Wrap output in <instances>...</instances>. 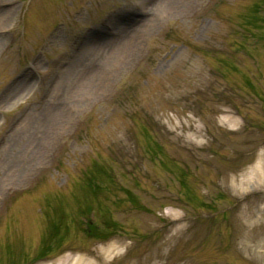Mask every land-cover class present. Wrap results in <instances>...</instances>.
<instances>
[{
  "label": "rangeland",
  "instance_id": "obj_1",
  "mask_svg": "<svg viewBox=\"0 0 264 264\" xmlns=\"http://www.w3.org/2000/svg\"><path fill=\"white\" fill-rule=\"evenodd\" d=\"M173 1L0 0V264H264V0Z\"/></svg>",
  "mask_w": 264,
  "mask_h": 264
},
{
  "label": "bare ground",
  "instance_id": "obj_2",
  "mask_svg": "<svg viewBox=\"0 0 264 264\" xmlns=\"http://www.w3.org/2000/svg\"><path fill=\"white\" fill-rule=\"evenodd\" d=\"M165 1V5H168L170 7V9H174L175 5H176V2L173 1V0H164ZM3 17L6 19V14L4 12H2L0 14V18L3 19ZM127 42V41H126ZM128 43V42H127ZM127 43H125V41L121 44V47L119 50L117 51H112V53H115L116 54H124L122 57L124 58H129L131 56V54L133 53L132 50L130 51V49H128L126 46L128 45ZM223 123H230V122H233V123H237L236 120L232 119V117H226L224 118V120H222ZM199 130V128H196ZM103 251L105 252H111L112 251V246L111 245H108L107 247H105L103 249ZM51 264H91V261H87L85 260L83 257L77 255V256H74V257H69V255H63L62 257L58 258L56 261H54L53 263Z\"/></svg>",
  "mask_w": 264,
  "mask_h": 264
}]
</instances>
